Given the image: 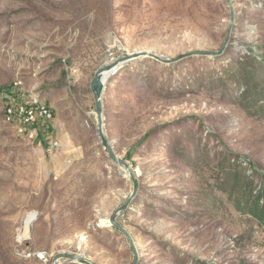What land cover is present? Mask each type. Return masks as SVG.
<instances>
[{"label": "rangeland", "instance_id": "rangeland-1", "mask_svg": "<svg viewBox=\"0 0 264 264\" xmlns=\"http://www.w3.org/2000/svg\"><path fill=\"white\" fill-rule=\"evenodd\" d=\"M192 51L218 54L136 58L105 83L102 132L137 181L120 210L133 184L90 81L122 56ZM15 81L52 112L56 148L4 122ZM263 192L264 0H0V264H264L247 212Z\"/></svg>", "mask_w": 264, "mask_h": 264}, {"label": "built area", "instance_id": "built-area-1", "mask_svg": "<svg viewBox=\"0 0 264 264\" xmlns=\"http://www.w3.org/2000/svg\"><path fill=\"white\" fill-rule=\"evenodd\" d=\"M21 84V81H15L5 97L4 122L30 145L44 146V150L56 148L58 143L51 136L52 112L35 92H21Z\"/></svg>", "mask_w": 264, "mask_h": 264}, {"label": "water", "instance_id": "water-1", "mask_svg": "<svg viewBox=\"0 0 264 264\" xmlns=\"http://www.w3.org/2000/svg\"><path fill=\"white\" fill-rule=\"evenodd\" d=\"M230 29V28H229ZM218 52H214V51H210V52H200V51H192V52H186V53H182L180 55H177L176 57L174 58H162L158 55H155V54H152V53H149V52H138V53H134V54H131V55H126V56H122V57H119L117 58L116 60H114L113 62L109 63V64H106L104 65L103 67H100L98 68L91 81H90V91L93 95V102H94V109H95V116H96V119H97V126H98V134H99V138L102 142V145L104 147V149L107 151L110 159L118 164V165H121L123 166L130 179H131V182L133 184V188H132V191H131V194L129 195L126 203L124 205H122L120 207V210H124L127 203L134 197V195L136 194V190H137V181H136V178L134 177L133 173H132V170L130 169V167L128 166V164L120 159H118L110 145L108 144V142L106 141L104 135H103V132H102V95H103V92H104V88H105V83L107 81V79L114 73H116L124 64L136 59V58H140V57H149L157 62H160L162 64H172V63H176L178 62L179 60H182L184 58H187V57H190L192 55H204V56H213V55H217ZM113 218V215L110 216V221L112 220ZM117 227V226H116ZM117 229L119 231H123L122 229L118 228ZM124 232V231H123ZM128 237V236H127ZM128 240H129V243H130V246L135 254V260H136V253H135V248H134V245L131 241V239L128 237ZM70 259L72 261H77L79 263H82V264H94L92 263L90 260L84 258V257H81V256H76V255H73V254H69V253H60V254H57L53 257L52 261L50 264H58L59 260L60 259Z\"/></svg>", "mask_w": 264, "mask_h": 264}, {"label": "trees", "instance_id": "trees-1", "mask_svg": "<svg viewBox=\"0 0 264 264\" xmlns=\"http://www.w3.org/2000/svg\"><path fill=\"white\" fill-rule=\"evenodd\" d=\"M247 212L264 228V192L252 201L251 205L248 206Z\"/></svg>", "mask_w": 264, "mask_h": 264}, {"label": "bare ground", "instance_id": "bare-ground-1", "mask_svg": "<svg viewBox=\"0 0 264 264\" xmlns=\"http://www.w3.org/2000/svg\"><path fill=\"white\" fill-rule=\"evenodd\" d=\"M126 170V169H125ZM109 217L110 216H108V214H106L105 216H104V218L103 219H101L103 222H106V220H108L109 219ZM34 220V214H28L27 216H26V218L24 219V221H23V233L25 234V233H27V231H28V229H29V227H30V225H31V222Z\"/></svg>", "mask_w": 264, "mask_h": 264}]
</instances>
